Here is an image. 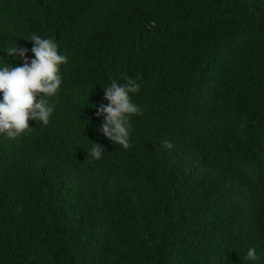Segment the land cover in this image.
Wrapping results in <instances>:
<instances>
[{"label":"trees","instance_id":"trees-1","mask_svg":"<svg viewBox=\"0 0 264 264\" xmlns=\"http://www.w3.org/2000/svg\"><path fill=\"white\" fill-rule=\"evenodd\" d=\"M32 32L67 63L50 123L0 135V264H264V0H0V49ZM124 76L127 150L96 131Z\"/></svg>","mask_w":264,"mask_h":264},{"label":"clouds","instance_id":"clouds-1","mask_svg":"<svg viewBox=\"0 0 264 264\" xmlns=\"http://www.w3.org/2000/svg\"><path fill=\"white\" fill-rule=\"evenodd\" d=\"M15 37L0 49L13 60L23 61L10 65L6 59L0 58V135L9 139L30 132L33 127L29 126V120L39 121L44 126L50 123L63 83L61 65L67 63V57L59 53V45L52 37L30 33L23 38L32 43L30 49L18 45ZM28 52L31 57L26 55ZM123 80L124 83H119L113 79L103 88L108 103L96 109V116L103 117L96 131L102 132L112 144L127 150L132 147L131 118L142 115L141 108L132 100L141 84L138 83L139 77L124 76ZM164 145L171 147L167 141ZM104 149L101 144L91 142L87 156L99 160ZM245 258L257 260L256 249L249 248Z\"/></svg>","mask_w":264,"mask_h":264}]
</instances>
